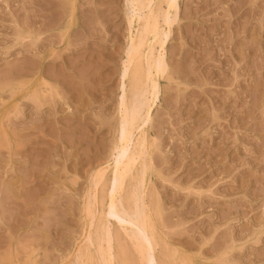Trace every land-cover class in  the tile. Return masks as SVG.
<instances>
[{
    "label": "rangeland",
    "instance_id": "obj_1",
    "mask_svg": "<svg viewBox=\"0 0 264 264\" xmlns=\"http://www.w3.org/2000/svg\"><path fill=\"white\" fill-rule=\"evenodd\" d=\"M132 14L129 0H0V264H98L84 240L105 210ZM175 14L144 129L154 255L264 264V0ZM116 219L114 249L139 264Z\"/></svg>",
    "mask_w": 264,
    "mask_h": 264
},
{
    "label": "bare ground",
    "instance_id": "obj_2",
    "mask_svg": "<svg viewBox=\"0 0 264 264\" xmlns=\"http://www.w3.org/2000/svg\"><path fill=\"white\" fill-rule=\"evenodd\" d=\"M129 4L133 14L127 15L130 35H128L125 61L120 77L119 136L113 150L116 152V157L110 159V163L106 166L109 179L106 197H104L105 210L102 214L100 213L101 215L99 214V220L96 221L95 226H93L94 220L92 221L94 211L91 210L88 216L89 225H87L90 230L88 233L86 230L87 236L84 240L86 250L95 245L93 250L98 255V264H126L127 262L124 250L114 249L115 236L112 228L114 217L120 222V224L118 222L119 230L133 243L139 264L161 263V260L158 258L159 263L155 257L157 255H154L159 239L156 237L152 223L151 209L149 210L144 200L143 180L146 169L149 167L145 164L147 147L144 129L150 120L152 107L159 94L156 77L166 71L164 45L173 22L171 16L176 15L178 9V0H129ZM162 4L165 10L162 9ZM104 178V172L99 173L93 188ZM128 181H130L129 189H127ZM93 195L97 201L95 192ZM86 255L87 259L82 260V264H92L93 256L88 253ZM76 261H78L77 258Z\"/></svg>",
    "mask_w": 264,
    "mask_h": 264
}]
</instances>
